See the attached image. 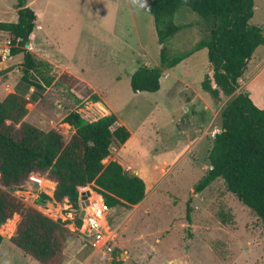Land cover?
Here are the masks:
<instances>
[{
    "label": "rangeland",
    "instance_id": "1",
    "mask_svg": "<svg viewBox=\"0 0 264 264\" xmlns=\"http://www.w3.org/2000/svg\"><path fill=\"white\" fill-rule=\"evenodd\" d=\"M152 1L141 8L144 0H26L39 22L25 50L47 65L30 76L52 81L41 91L22 81L24 54L11 56L9 35L0 32V102L9 94L26 98L25 123L69 140L74 130L62 120L70 113L89 122L115 114L130 132L124 145L113 143L104 164L116 162L141 178L146 193L138 205L112 208L105 231L113 252L95 250L76 228L79 216L69 199L40 202L42 194L53 198L56 189L45 177L32 175L12 195L54 221L71 222L75 235L67 242L64 264H264V225L257 216L221 180L195 192L209 170L208 154L228 102L222 97L215 104L201 88L213 74L207 50H195L209 36L205 21L180 8L174 17L180 31L167 48L172 56L187 57L165 71L158 92L135 94L130 87L140 66L160 62L162 47L147 8ZM17 4L0 0V22L17 21ZM250 24L264 29V0H256ZM239 86L264 110V47ZM90 191L98 193L94 184L78 189L77 205ZM15 216L18 226L21 216ZM16 230L0 226V264H38L11 244Z\"/></svg>",
    "mask_w": 264,
    "mask_h": 264
},
{
    "label": "trees",
    "instance_id": "2",
    "mask_svg": "<svg viewBox=\"0 0 264 264\" xmlns=\"http://www.w3.org/2000/svg\"><path fill=\"white\" fill-rule=\"evenodd\" d=\"M256 0H153L150 7L157 41L162 47L156 67L140 66L132 75L133 93H156L161 88L165 71L178 66L187 56H172L167 43L180 31L174 17L180 8H188L209 26V36L195 50H207L212 76L201 84L215 104L222 97L228 102L220 114V131L213 137L208 154L209 170L195 186L201 193L221 180L228 193L254 213L264 225V110L240 89L255 52L264 47V29L252 26ZM17 21L0 22V32L9 35L10 55L24 54L22 81L35 90L46 84L31 79V74L47 65L35 60L25 50L37 27L38 15L18 0ZM29 101L18 94H9L0 102V226H17L11 244L24 256L38 264H64V250L75 233L68 229L70 221H54L36 209L28 208L12 195L22 191L32 175L45 177L56 184L53 198L42 194L40 202L62 204L69 199L77 207L79 188L95 185L110 208L135 206L145 197V182L128 174L116 162L105 165L114 142L124 145L130 132L118 125L114 114L94 122L79 113L67 115L62 124L74 130L69 140L60 132L41 131L24 122ZM74 191V199L68 196ZM15 216V217H14ZM14 217V219H13ZM13 219V220H12ZM188 214V220H189ZM12 220V221H11ZM10 221V222H9ZM79 230L82 221L77 219ZM3 238L0 235V247Z\"/></svg>",
    "mask_w": 264,
    "mask_h": 264
},
{
    "label": "built area",
    "instance_id": "3",
    "mask_svg": "<svg viewBox=\"0 0 264 264\" xmlns=\"http://www.w3.org/2000/svg\"><path fill=\"white\" fill-rule=\"evenodd\" d=\"M75 210L82 221L79 231L87 234L91 246L97 251L112 253V239L105 231L112 208L106 204L103 196L92 191L84 193Z\"/></svg>",
    "mask_w": 264,
    "mask_h": 264
},
{
    "label": "water",
    "instance_id": "4",
    "mask_svg": "<svg viewBox=\"0 0 264 264\" xmlns=\"http://www.w3.org/2000/svg\"><path fill=\"white\" fill-rule=\"evenodd\" d=\"M148 11H150V7L148 8ZM30 48V45H26L25 46V49H29ZM242 93V90L241 89H239L238 90V94H241ZM68 196H69V198L71 199V200H73L74 199V191L73 190H71L70 192H69V194H68ZM85 205H87V202H85ZM84 205V206H85ZM82 216H83V214H82Z\"/></svg>",
    "mask_w": 264,
    "mask_h": 264
},
{
    "label": "clouds",
    "instance_id": "5",
    "mask_svg": "<svg viewBox=\"0 0 264 264\" xmlns=\"http://www.w3.org/2000/svg\"><path fill=\"white\" fill-rule=\"evenodd\" d=\"M145 4H146V0H144V2H142V3L140 4V7H141V8L145 7Z\"/></svg>",
    "mask_w": 264,
    "mask_h": 264
},
{
    "label": "crops",
    "instance_id": "6",
    "mask_svg": "<svg viewBox=\"0 0 264 264\" xmlns=\"http://www.w3.org/2000/svg\"><path fill=\"white\" fill-rule=\"evenodd\" d=\"M37 15H38V14H37ZM38 22H39V16H38ZM38 22H37V23H38ZM38 29H39V28H38ZM39 30H41V28H40ZM30 39H32V36H31ZM72 75H74V74H72ZM114 115H115V114H114Z\"/></svg>",
    "mask_w": 264,
    "mask_h": 264
}]
</instances>
